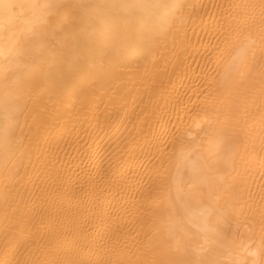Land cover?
Returning a JSON list of instances; mask_svg holds the SVG:
<instances>
[{"label": "bare ground", "instance_id": "1", "mask_svg": "<svg viewBox=\"0 0 264 264\" xmlns=\"http://www.w3.org/2000/svg\"><path fill=\"white\" fill-rule=\"evenodd\" d=\"M0 264H264V0H0Z\"/></svg>", "mask_w": 264, "mask_h": 264}]
</instances>
